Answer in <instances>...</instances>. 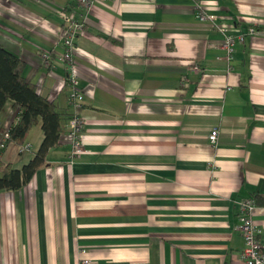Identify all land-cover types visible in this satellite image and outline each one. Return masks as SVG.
Returning a JSON list of instances; mask_svg holds the SVG:
<instances>
[{
    "label": "crops",
    "instance_id": "obj_1",
    "mask_svg": "<svg viewBox=\"0 0 264 264\" xmlns=\"http://www.w3.org/2000/svg\"><path fill=\"white\" fill-rule=\"evenodd\" d=\"M77 2L0 0V43L65 112L62 133L73 112L61 33ZM83 13L85 149L72 160L62 136L28 183L0 189V264H79V246L94 264H246L245 197L264 244V0H98ZM221 24L239 36L232 67ZM15 117L8 101L0 126ZM44 136L39 123L0 158L21 168Z\"/></svg>",
    "mask_w": 264,
    "mask_h": 264
},
{
    "label": "built area",
    "instance_id": "obj_2",
    "mask_svg": "<svg viewBox=\"0 0 264 264\" xmlns=\"http://www.w3.org/2000/svg\"><path fill=\"white\" fill-rule=\"evenodd\" d=\"M98 0H78L77 8L66 13L63 16L64 25L61 33V40L63 44V52L61 53L62 61L69 68L68 80L71 84V91L69 92V104L72 109V114L67 121V129L61 134L71 144V159L77 158L85 149V131L84 125L86 119L79 113V109L83 104L84 92L80 85V78L75 69V57H76V45L80 36H84L87 33V24L85 21L84 11H88L91 6ZM203 7V6H202ZM201 8V6H198ZM200 18H211L209 14L203 9L200 12ZM233 26L227 24L219 25V29L225 34L222 42V47L225 50V58L230 62L234 56L236 43L238 37L233 33ZM256 32L255 27H250L249 34ZM243 38V34L240 35V39ZM44 62L46 65L51 64V53L49 50L42 52ZM192 69L198 71L200 65L196 62L191 65ZM185 77V76H184ZM9 127L5 128L7 130ZM220 129L218 126H214L209 131L208 137L212 147H216L219 141ZM0 139V146L4 145L5 139L8 137V132H3ZM30 148V145L24 144L23 149ZM257 206L256 198L253 196L245 197L238 202V217L239 223L237 229L240 231L244 238V246L241 251V256L245 260L246 264H264V244L261 240L260 233L262 232L261 226L256 222L254 218L255 208ZM79 264H94L91 257L89 248L86 246H79Z\"/></svg>",
    "mask_w": 264,
    "mask_h": 264
},
{
    "label": "trees",
    "instance_id": "obj_3",
    "mask_svg": "<svg viewBox=\"0 0 264 264\" xmlns=\"http://www.w3.org/2000/svg\"><path fill=\"white\" fill-rule=\"evenodd\" d=\"M25 66L19 55L0 43V115L8 101H12L16 113L7 130L0 126L1 132H8L0 153L10 142L24 143L30 130L39 123L45 133L38 151L21 168L0 158V189H19L46 164L50 148L60 142L62 124L67 117L53 100L38 91L35 82L24 75Z\"/></svg>",
    "mask_w": 264,
    "mask_h": 264
}]
</instances>
